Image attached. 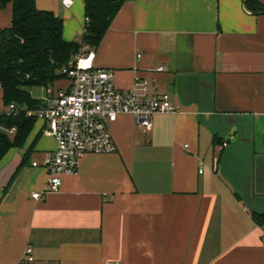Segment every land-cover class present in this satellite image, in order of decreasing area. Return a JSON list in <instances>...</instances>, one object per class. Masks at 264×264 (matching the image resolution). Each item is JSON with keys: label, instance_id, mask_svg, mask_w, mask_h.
Instances as JSON below:
<instances>
[{"label": "crops", "instance_id": "0c3cea01", "mask_svg": "<svg viewBox=\"0 0 264 264\" xmlns=\"http://www.w3.org/2000/svg\"><path fill=\"white\" fill-rule=\"evenodd\" d=\"M68 2L36 0L82 42L85 0ZM11 22L0 4V31ZM95 53L118 88L145 79L177 111L150 130L119 115L117 150L87 154L41 200L48 173L32 162L56 142L38 120L0 164V264H21L28 245L36 264H264V12L245 0H124Z\"/></svg>", "mask_w": 264, "mask_h": 264}, {"label": "built area", "instance_id": "2783aa9c", "mask_svg": "<svg viewBox=\"0 0 264 264\" xmlns=\"http://www.w3.org/2000/svg\"><path fill=\"white\" fill-rule=\"evenodd\" d=\"M64 3L69 4L68 0ZM95 56V48L82 46L61 70L68 76L69 85L45 88L39 107L32 109L15 102L0 105V138L3 134L13 136L17 130L16 126L9 127L5 118L25 112L42 121L41 133L56 142L54 149L44 151L32 162L33 167L42 166L48 173L44 189L32 194L37 200L60 191L63 177L75 174L87 154H109L117 150L110 124L119 115L131 114L138 125L150 130L155 114L177 111L168 93H149L145 79L137 77L132 89L118 88L114 72L96 67ZM164 69L163 65L157 67L159 71ZM203 171L201 163L200 172ZM21 264H36L32 246L26 247ZM105 264L121 263L110 260Z\"/></svg>", "mask_w": 264, "mask_h": 264}, {"label": "trees", "instance_id": "16d2710c", "mask_svg": "<svg viewBox=\"0 0 264 264\" xmlns=\"http://www.w3.org/2000/svg\"><path fill=\"white\" fill-rule=\"evenodd\" d=\"M123 1L85 0L87 20L83 40L78 42L66 40L63 19L52 11L39 9L36 0H0L1 6H12L11 26L0 31L3 104L15 102L35 109L42 105V99L32 96L33 87H67L70 80L61 72L62 68L82 46L95 48L99 45ZM246 5L254 12H264L260 0H246ZM61 81L67 84L61 85ZM4 121L9 127L16 126L17 130L13 136L3 134L0 138V164L11 149L26 146L38 120L20 112ZM39 134L27 147L22 164L30 160Z\"/></svg>", "mask_w": 264, "mask_h": 264}, {"label": "rangeland", "instance_id": "374dc122", "mask_svg": "<svg viewBox=\"0 0 264 264\" xmlns=\"http://www.w3.org/2000/svg\"><path fill=\"white\" fill-rule=\"evenodd\" d=\"M31 93L34 98H40L45 93V88L42 86L33 87Z\"/></svg>", "mask_w": 264, "mask_h": 264}, {"label": "water", "instance_id": "95a60500", "mask_svg": "<svg viewBox=\"0 0 264 264\" xmlns=\"http://www.w3.org/2000/svg\"><path fill=\"white\" fill-rule=\"evenodd\" d=\"M246 1V0H245Z\"/></svg>", "mask_w": 264, "mask_h": 264}]
</instances>
